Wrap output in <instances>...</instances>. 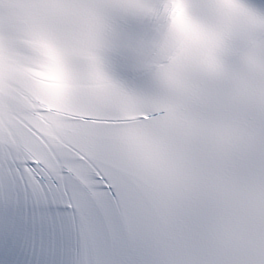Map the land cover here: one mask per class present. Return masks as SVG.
<instances>
[{"label":"snow or ice","instance_id":"snow-or-ice-1","mask_svg":"<svg viewBox=\"0 0 264 264\" xmlns=\"http://www.w3.org/2000/svg\"><path fill=\"white\" fill-rule=\"evenodd\" d=\"M0 264H264V0H0Z\"/></svg>","mask_w":264,"mask_h":264}]
</instances>
